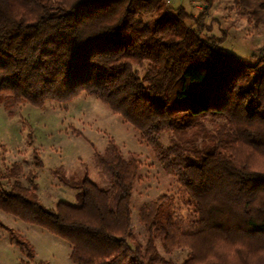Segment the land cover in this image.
<instances>
[{
	"label": "trees",
	"instance_id": "trees-1",
	"mask_svg": "<svg viewBox=\"0 0 264 264\" xmlns=\"http://www.w3.org/2000/svg\"><path fill=\"white\" fill-rule=\"evenodd\" d=\"M164 2L0 0V98L95 97L152 148L194 217L175 218L161 196L139 209L140 243L130 231L140 164L112 142L95 155L102 185L54 170L76 205L45 208L34 174L24 186L14 165L8 189L0 175V211L66 243L73 264H173L156 239L165 254L186 249L182 264H264V42L247 64L209 35L211 0L197 16ZM232 3L264 28V0Z\"/></svg>",
	"mask_w": 264,
	"mask_h": 264
},
{
	"label": "rangeland",
	"instance_id": "rangeland-1",
	"mask_svg": "<svg viewBox=\"0 0 264 264\" xmlns=\"http://www.w3.org/2000/svg\"><path fill=\"white\" fill-rule=\"evenodd\" d=\"M164 4L183 7L193 16L202 11L199 0H170ZM205 24L211 28L209 35L223 38L221 48L247 64L256 63L257 50L264 42V28L241 16L232 0H211ZM169 135H159L163 146L168 144ZM111 142L125 159L133 157L140 164L131 195L130 228L140 243H145L147 235L139 222V209L161 196L169 200L167 209L175 218L194 217L191 205L181 197L177 179L163 172L152 148L95 97L81 93L69 102H46L42 107L16 105L9 97L0 98V175L5 176L1 183L9 188L13 181L9 173L14 165L19 168L18 177L24 186L30 185L27 176L33 173L38 200L47 209H53L60 200L76 205L77 190L62 184L55 169L73 180L86 174L102 185L95 155L102 154ZM37 157L40 168L34 166ZM16 220L0 211V264H73L66 243L45 230ZM155 246L173 264H182L188 254L186 249L165 254L159 239Z\"/></svg>",
	"mask_w": 264,
	"mask_h": 264
},
{
	"label": "crops",
	"instance_id": "crops-1",
	"mask_svg": "<svg viewBox=\"0 0 264 264\" xmlns=\"http://www.w3.org/2000/svg\"><path fill=\"white\" fill-rule=\"evenodd\" d=\"M60 201H61V200H60ZM60 201H57V202H60ZM57 202H55V204H56ZM13 219H15V218H13ZM15 220H16V219H15ZM16 221H17V220H16ZM16 221H15V223H16V227H17V224H18V223H17ZM18 222H19V221H18ZM21 223H22V222H21ZM24 231L27 233L28 230L25 229ZM68 248H69V246H68ZM69 250H70V249H69Z\"/></svg>",
	"mask_w": 264,
	"mask_h": 264
},
{
	"label": "built area",
	"instance_id": "built-area-1",
	"mask_svg": "<svg viewBox=\"0 0 264 264\" xmlns=\"http://www.w3.org/2000/svg\"><path fill=\"white\" fill-rule=\"evenodd\" d=\"M166 4H169L170 3V0H165Z\"/></svg>",
	"mask_w": 264,
	"mask_h": 264
}]
</instances>
